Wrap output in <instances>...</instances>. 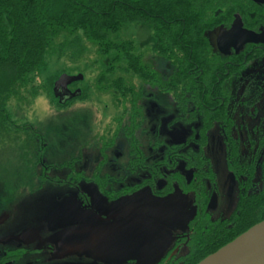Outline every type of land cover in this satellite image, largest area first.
<instances>
[{
	"label": "rangeland",
	"instance_id": "rangeland-1",
	"mask_svg": "<svg viewBox=\"0 0 264 264\" xmlns=\"http://www.w3.org/2000/svg\"><path fill=\"white\" fill-rule=\"evenodd\" d=\"M62 8L61 0H50L48 13L57 17ZM261 31L260 35H255L244 30L237 16L229 28H215L206 36L213 53L228 56L233 49L241 52L246 43L264 41V30ZM152 38V29L144 24H128L115 36V40L132 42L135 55L139 56L145 67L143 72L148 74L146 77L130 70L124 61H112L110 54L100 55L77 32L66 37L61 35L54 40L35 75L24 76L13 82L9 79V89L3 92L0 90V218L6 219L7 216L8 221L4 219L0 223V240L27 229L37 231L50 243L56 242L58 235L64 238L73 236L69 228L72 220L64 215L71 210L69 196L76 194L67 189L71 187L67 183L72 163L79 177L89 176L96 168H100L98 174L122 178L129 176L131 141L138 142L143 155L141 160L144 162L153 158L157 163L163 155L174 150L165 134L180 127L173 122L180 105L169 94L167 85L175 70L152 51ZM259 59H252L243 73H237L239 79H231L227 86L230 110L234 107V110L240 111V107L235 106L241 100H248L246 105L258 110L257 114L250 110V116L242 115L244 121L242 116L229 114L232 126L237 128L245 125L237 133L232 132V136L240 141L237 156L243 169L255 168V157L261 156L263 149L264 81L261 80L264 79V70L260 67L264 60ZM62 75H82L83 79L69 87L71 92L77 90L80 95L61 105L53 94V87ZM223 76L220 75L221 80ZM189 90L184 96L188 102V111L197 107L192 100L198 88L196 86V89ZM244 96L246 99L242 98ZM123 110L127 112L124 114ZM130 110L139 112V115L133 117L134 123L130 120ZM198 119H201L200 116H197ZM211 124L209 120L208 125ZM219 133L217 128L210 132L209 143L215 142L206 149L217 186L215 205L211 212L213 219L228 218L234 212L239 196L225 166V140L219 137ZM114 135L116 139L112 150L120 152L121 157L116 159L114 151L110 150L107 152L106 164L97 167L102 158L100 142H112ZM135 149L137 151L140 148ZM232 151L229 149L230 158ZM260 174L258 171L254 175L256 193L263 190ZM246 182L247 177L243 183ZM114 186L117 188L116 184ZM79 188L87 190L92 204L105 215L124 212L132 204L144 208L157 206L155 203L158 199L146 192L140 191L133 196L108 201L102 199L96 183L79 185ZM192 201L191 194L174 192L161 202L162 208L167 210V222L148 213L135 214L140 221L149 223L156 232L138 224H128L119 232L121 240L128 244L147 246V261H100L95 264H153L167 251V239L188 231L193 213ZM171 207L175 210L172 214L169 213ZM1 242L0 260L3 252ZM21 263L22 260H19Z\"/></svg>",
	"mask_w": 264,
	"mask_h": 264
},
{
	"label": "trees",
	"instance_id": "trees-1",
	"mask_svg": "<svg viewBox=\"0 0 264 264\" xmlns=\"http://www.w3.org/2000/svg\"><path fill=\"white\" fill-rule=\"evenodd\" d=\"M49 2L0 0L2 92L9 89V79L13 82L24 76L35 75L54 40L61 35L66 37L77 32L100 55L110 54L112 61H124L130 70L146 77L148 74L143 72L145 67L139 56L135 55L132 42L115 40L124 26L144 24L152 29V51L175 70L167 85L174 101L180 105L179 115L186 113L194 117L195 109H186L188 102L184 98L185 93L197 86V93L192 100L194 104L203 99L204 107L214 108L218 104L211 105L208 102L213 101L209 97L220 94L216 87L217 75L219 72L227 73L230 68L231 76L239 68L228 63L231 57L214 55L206 33L218 27L229 28L235 15L240 17L244 28L254 32L264 28L263 0H61L63 8L57 17L48 13ZM247 52L234 57L235 64L241 67L245 57L250 61L264 54V51L258 50L254 57L255 52ZM219 116L224 120L223 115ZM233 151V159H236V150ZM232 164L235 167V163H230L231 167ZM238 168L241 172L238 175L247 177V182H240V186L243 183L241 189L244 195L240 196L234 215L227 222L207 223V229H200L192 257L180 261L182 264H197L264 220V154L260 164L261 192L256 193L254 189L257 185L254 167Z\"/></svg>",
	"mask_w": 264,
	"mask_h": 264
},
{
	"label": "flooded vegetation",
	"instance_id": "flooded-vegetation-1",
	"mask_svg": "<svg viewBox=\"0 0 264 264\" xmlns=\"http://www.w3.org/2000/svg\"><path fill=\"white\" fill-rule=\"evenodd\" d=\"M236 18L237 15H235L234 20ZM242 28L255 35H260L263 32L260 30V32H254L243 26ZM262 30H264V28H262ZM262 42L256 41L249 44L246 43L243 48H241V52L234 51L233 49V51L231 50L232 53H229L228 56L217 53L222 58L231 57L230 59L232 60L228 63L231 62L230 64L237 67L239 66V68L234 71V74L232 73L233 75L231 76L229 73L230 68H228L227 74L219 72L217 75L216 87H218L220 94H214L209 97L213 101H209L208 103L211 105L216 103L218 106L214 108L204 107L203 99H201L198 100V105L196 104V106H198L195 109V113H197V115L195 114L196 117H190L192 115L188 116L186 113L180 116L179 111L177 112L176 116H174L175 121L173 122L180 127L174 128L172 131L165 134L174 152L171 151L170 154L163 155L157 163L153 158L150 159L152 162L147 159L145 162L141 160V158H143L142 150L136 140L131 141L130 146L132 157H130L128 162L129 176L112 178L105 176L106 174H98L100 168H96L89 176L83 175L79 177L74 170L75 165L72 163L73 165L70 166L72 167L70 169L72 172H69L68 176L69 183H66L69 187L71 186L67 189L76 194L69 196L71 197V199H69L71 210L69 213L63 214L72 220V224L69 228L73 236H66L64 238L58 235L57 241L50 243L45 241L41 235L33 229H27L17 235H7L0 240L2 241L1 243H3V252L0 261H3V264H19V260H22L21 264H95L100 261L117 263L135 259L147 261L149 259L147 246H132L128 244V242L121 240L119 232L128 224H138L156 232L149 223L140 221L135 214L138 212L148 213L153 217L167 222L168 216L165 212L167 210L162 208L163 205L161 202L169 198L174 192L191 194L193 200V213L189 220V229L186 233L178 234L167 239L169 243L167 251L153 264H169V262L182 264L180 261L190 259L192 253L195 251V245L197 243L196 237L200 234V229L203 227L207 229V223L218 224L230 220L237 209L241 191H244L240 187V182L245 181V176H239V170H237L238 167H242L237 156L240 141L238 138L232 136V132L234 131V133H237V130L240 131L242 128H245V125L242 127L238 126L237 128L232 126L229 114H232V116L235 114L238 117L247 114L250 116V110L254 111L255 114H257L258 110H256V108H249L246 105L248 100L246 102L245 100H241V103L239 102L240 100L238 101L239 103L235 107H240V111H237L238 109L234 110V107L230 110L227 86L231 79H239L237 77H240V75H237V73L240 71L243 73L245 67L251 61H247L245 57L242 62L243 66L240 67V64H235L233 58L245 54L246 51H248L247 53L255 52L253 53L255 57L256 51H264V47H262L264 43ZM255 58L257 60L261 58L263 61L264 54ZM260 68L264 70V63ZM223 74L225 77L223 76L221 80L220 75ZM261 81H264V79L262 78ZM71 85L72 84L68 85L66 90L59 88L56 91L55 94L59 104H65V101L67 102L69 100L71 94L75 93L76 96L80 95V92H76L77 90L75 92L69 90ZM245 96L242 98L246 99ZM249 96H251V94ZM152 106L153 108L155 107L154 104ZM203 109H205V111ZM123 112L125 114L127 111L123 110ZM245 112L247 113L245 114ZM129 113L132 117L130 119L131 123H134L135 119H133V117L139 115V112L130 110ZM219 115H223L224 120H222V117ZM197 116H200L201 119L198 120L201 122L197 120ZM243 117L244 116H242V120ZM210 118H212L211 121L213 122L209 126L208 121ZM215 128L220 130L219 137L225 140V152H223L225 166L232 181L235 183L237 194L239 195L234 212L225 219H213L211 214L215 205L217 186L211 161L206 155V149L209 148L208 146L210 144H214L215 142L211 140L212 142L209 143V134ZM211 138L213 139L212 135ZM115 139L116 135L111 138L112 142H100L102 145L99 151L102 158L97 167L106 164L107 152L110 150L114 151L112 150V145ZM153 145L154 144L150 145V148ZM136 147L140 149L136 151ZM229 149L231 151L232 149L236 150V159H233V156H231V158L228 157ZM113 154L116 159L121 157V153L117 150L114 151ZM263 154L264 146L261 151V156L258 155L255 157L257 162L254 168V175L257 174L258 171L261 173L260 164ZM170 163L172 165L169 166ZM230 163H235V167L234 164H232L231 167ZM80 181H83V183L81 184ZM91 182L96 183L100 188L99 191L102 199L117 201L120 198L133 196L141 191L146 192L147 195L153 198H157L158 200L155 203L157 206H153V208H144L139 204H132L124 212H115L105 215L99 212L92 204L87 190L79 188V185L85 186L91 184ZM115 184L117 188L114 186ZM210 203L212 205H210ZM172 212H175V210L171 207L169 213L172 214ZM5 220L7 221V216ZM77 223L79 224L76 226Z\"/></svg>",
	"mask_w": 264,
	"mask_h": 264
},
{
	"label": "water",
	"instance_id": "water-1",
	"mask_svg": "<svg viewBox=\"0 0 264 264\" xmlns=\"http://www.w3.org/2000/svg\"><path fill=\"white\" fill-rule=\"evenodd\" d=\"M82 75H62L54 83V94L59 88L81 81ZM56 96V94H55ZM75 97L71 94L69 99ZM5 217L0 218V223ZM197 264H264V220L255 224L231 242L208 255Z\"/></svg>",
	"mask_w": 264,
	"mask_h": 264
},
{
	"label": "bare ground",
	"instance_id": "bare-ground-1",
	"mask_svg": "<svg viewBox=\"0 0 264 264\" xmlns=\"http://www.w3.org/2000/svg\"><path fill=\"white\" fill-rule=\"evenodd\" d=\"M214 55H217V57H220V55L219 54H217V53H214ZM83 79V78H82ZM54 88V87H53ZM76 92H79V91H76ZM53 94H54V92H53ZM75 94V93H74ZM54 96H55V94H54ZM75 96H76V94H75ZM55 97H57V96H55ZM77 97V96H76ZM89 99H90V97H89Z\"/></svg>",
	"mask_w": 264,
	"mask_h": 264
}]
</instances>
